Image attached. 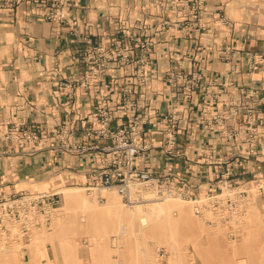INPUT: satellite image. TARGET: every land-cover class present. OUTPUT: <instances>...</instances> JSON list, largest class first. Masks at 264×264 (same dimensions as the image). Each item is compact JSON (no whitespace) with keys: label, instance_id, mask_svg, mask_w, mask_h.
<instances>
[{"label":"crops","instance_id":"obj_1","mask_svg":"<svg viewBox=\"0 0 264 264\" xmlns=\"http://www.w3.org/2000/svg\"><path fill=\"white\" fill-rule=\"evenodd\" d=\"M194 1L163 0L161 9L162 0H65L66 20L57 24L46 16L52 0L13 6L0 0V131L16 125L43 136L38 143L0 140V196L85 186L86 172L108 156L69 147L110 143L84 132L102 104L111 129L126 125L132 113L148 114L140 132L149 147L136 160L140 169L182 177L195 191L223 173L232 182L264 180V114L255 121V143L245 141L247 109L264 111V70L248 69L249 54L264 52V0H199L200 11ZM145 41L147 48L136 46ZM115 45L132 49L129 62H109L88 88L75 86L65 96L67 83L88 72L85 53ZM141 54L145 83L137 77ZM168 71H197L200 85L183 91L165 81ZM124 87L137 104L132 111L123 106ZM228 99L236 114L214 122L227 112ZM170 116L176 145L167 154L162 144ZM224 128L238 136L226 139Z\"/></svg>","mask_w":264,"mask_h":264},{"label":"built area","instance_id":"obj_2","mask_svg":"<svg viewBox=\"0 0 264 264\" xmlns=\"http://www.w3.org/2000/svg\"><path fill=\"white\" fill-rule=\"evenodd\" d=\"M16 1L7 0L10 6H13ZM65 6V0H52V9L47 13V18L57 24H62L66 20ZM160 7L161 9L166 7L163 0ZM193 9L197 11L202 9L199 0L194 1ZM220 22L227 23L222 17ZM136 46L147 48L148 42H139ZM131 52V48L118 45L109 50L102 48L88 50L83 56L84 61L89 63L87 74H84L80 80L68 82L64 95L70 99L75 86L88 88L96 76L107 69L109 62L128 63ZM248 60L250 72L264 70V52L250 53ZM138 61L141 64V69L137 73V77L140 82L145 83L146 78L143 70L144 65L147 63L146 54H141ZM164 79L168 84L177 85L183 91L190 92L200 85L201 75L197 71H168ZM221 91V89H218V92ZM130 94L131 89L129 87L122 88L121 97L126 111H132L137 107ZM225 104L228 108L227 112L219 113L214 122H223L229 116L236 114V106L231 99H228ZM260 116L261 112H255L251 108L247 109V136L245 141L250 145L256 141L257 126L255 121ZM148 117L147 113H132L126 125L111 129L109 110L103 104L96 108L91 116L90 124L84 128V132L89 137L107 138L110 143L105 146L92 144L69 147V149L72 148L81 153L88 150H97L99 153L108 156L100 164L86 172V189L94 193L100 201L104 199L101 193L115 192L124 204L131 206L143 200L141 191L145 190L153 192L158 198H184L191 202L193 212L197 216L211 214L214 219L227 225L233 222L239 215L244 198L249 192V184L246 181L232 182L227 173H223L215 184L200 191H195L191 183L182 177L162 176L151 170H143L136 166V160L142 157L149 147L148 144L141 141L140 132L141 126L147 122ZM175 124L176 118L174 116H170L165 124L162 149L167 154H171L176 145ZM223 134L226 139L238 136L236 130H226V128L223 129ZM1 139L18 144L24 142L38 143L43 140V136H39L34 130L21 129L14 125L0 131ZM58 195L55 192L23 190L15 195L0 196V230L6 231L7 224L15 222L20 234L29 235L34 229L45 226L59 204Z\"/></svg>","mask_w":264,"mask_h":264},{"label":"rangeland","instance_id":"obj_3","mask_svg":"<svg viewBox=\"0 0 264 264\" xmlns=\"http://www.w3.org/2000/svg\"><path fill=\"white\" fill-rule=\"evenodd\" d=\"M61 187L76 189L75 203L63 199ZM61 187L57 189L60 200L57 209L45 226L29 235L20 234L15 222L9 223L6 231L0 230V264H264V180L260 178L249 184L241 211L229 225L211 214L197 216L190 207L198 223L191 228V236H185V228L177 223L171 226L173 233L168 227L158 226L156 233L126 239H120V234L110 244L112 252L92 243L88 238L90 230H78L79 226L89 222L93 226L95 222L82 200L104 206L110 199L123 210H129V205L115 192L101 193L104 199L100 201L84 184ZM147 192L141 191L143 200ZM171 198L192 206L187 199ZM143 200L138 203L148 201Z\"/></svg>","mask_w":264,"mask_h":264},{"label":"bare ground","instance_id":"obj_4","mask_svg":"<svg viewBox=\"0 0 264 264\" xmlns=\"http://www.w3.org/2000/svg\"><path fill=\"white\" fill-rule=\"evenodd\" d=\"M60 191L63 194V199L68 203L74 202L77 197L76 189L71 187L62 188ZM147 193L148 196L152 197H145ZM147 193L144 195L146 198L144 200H148L147 202L129 205V210H123L118 203L110 199L104 206L83 199L82 202L88 206L85 210L89 213L90 219L94 218L95 222L93 226L91 222L79 226L78 230H90L92 234H89V240L103 246V248H109L111 252L114 249L110 247V244L120 234L122 235L120 239H126L129 236H137L143 233H156L158 226L168 227L173 233L174 227L171 226H174L175 223L185 228L183 231L185 236L188 237L193 234L191 228L198 223L192 217L190 210L192 206H189V203L187 204L188 207L176 198H158L153 192ZM147 204L149 205L146 208ZM10 257L13 259L12 254Z\"/></svg>","mask_w":264,"mask_h":264}]
</instances>
